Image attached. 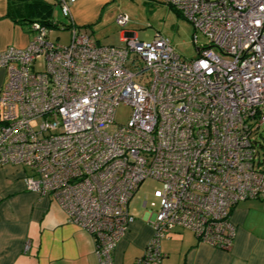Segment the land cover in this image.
<instances>
[{
  "label": "built area",
  "instance_id": "obj_1",
  "mask_svg": "<svg viewBox=\"0 0 264 264\" xmlns=\"http://www.w3.org/2000/svg\"><path fill=\"white\" fill-rule=\"evenodd\" d=\"M51 1L68 21L67 43L35 21L26 47L0 52V167L25 169V189L90 235L97 264H114L146 179L161 193L132 264H164L160 244L176 229L230 250L233 208L264 201L253 138L264 127V0H163L207 40L190 61L161 37L99 46L73 23L76 0ZM119 105L130 108L125 124L114 122Z\"/></svg>",
  "mask_w": 264,
  "mask_h": 264
},
{
  "label": "crops",
  "instance_id": "obj_2",
  "mask_svg": "<svg viewBox=\"0 0 264 264\" xmlns=\"http://www.w3.org/2000/svg\"><path fill=\"white\" fill-rule=\"evenodd\" d=\"M77 1L70 8L75 26L78 18L72 10ZM42 5L53 12L51 0H0V52L26 47L31 37L28 21L39 20ZM5 78L0 68V89ZM26 175L18 166L0 167V264H97L90 235L67 223L64 212L47 196L28 192L23 183ZM134 196L127 206L133 220L113 251L114 264H132L151 236L158 206L141 215L136 207L130 208ZM146 206L143 201L141 207ZM229 221L234 227L230 250L199 243L191 232L176 229L160 244L164 264H264V201L238 203Z\"/></svg>",
  "mask_w": 264,
  "mask_h": 264
},
{
  "label": "rangeland",
  "instance_id": "obj_3",
  "mask_svg": "<svg viewBox=\"0 0 264 264\" xmlns=\"http://www.w3.org/2000/svg\"><path fill=\"white\" fill-rule=\"evenodd\" d=\"M72 15L78 20L76 27L88 34L99 46L122 47V35H136L138 41L149 42L155 37L166 38L176 55L190 61L196 58V48L207 45L200 33H195L190 23L180 17L163 0H78ZM125 14L128 24L119 27L114 20L118 14ZM53 20L59 27L52 30L48 39L61 45L67 43V30H62L68 21L60 16L59 9L53 8ZM76 20V21H77ZM125 33V34H124ZM58 36V37H57ZM57 37V38H56ZM130 108L119 105L114 113V122L125 124ZM35 126V124H33ZM257 142V151L264 166V127L253 137ZM161 185L152 179H146L135 194L130 208L136 207L142 215L154 212L159 203ZM145 201L147 206L141 207Z\"/></svg>",
  "mask_w": 264,
  "mask_h": 264
},
{
  "label": "trees",
  "instance_id": "obj_4",
  "mask_svg": "<svg viewBox=\"0 0 264 264\" xmlns=\"http://www.w3.org/2000/svg\"><path fill=\"white\" fill-rule=\"evenodd\" d=\"M38 14H39V20L37 21H40V23L46 26L58 28L57 26H52V24L50 23V18L52 17V9L50 8V6L42 5V10ZM32 22L33 21H28V25Z\"/></svg>",
  "mask_w": 264,
  "mask_h": 264
},
{
  "label": "water",
  "instance_id": "obj_5",
  "mask_svg": "<svg viewBox=\"0 0 264 264\" xmlns=\"http://www.w3.org/2000/svg\"><path fill=\"white\" fill-rule=\"evenodd\" d=\"M196 51H197V48H196Z\"/></svg>",
  "mask_w": 264,
  "mask_h": 264
}]
</instances>
